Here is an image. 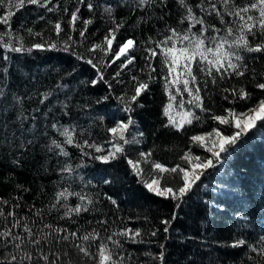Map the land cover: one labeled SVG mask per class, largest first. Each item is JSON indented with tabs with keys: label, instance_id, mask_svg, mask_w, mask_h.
<instances>
[{
	"label": "trees",
	"instance_id": "obj_1",
	"mask_svg": "<svg viewBox=\"0 0 264 264\" xmlns=\"http://www.w3.org/2000/svg\"><path fill=\"white\" fill-rule=\"evenodd\" d=\"M15 2L12 0L15 14L11 32L14 37L23 38L25 47L42 42L41 37L29 35L27 28L42 33L43 40L56 41V33L49 21L61 19L64 32L60 41L71 35L77 42L74 45L77 53L99 59L102 53H89L87 49L103 40L108 29L114 27L115 20L124 25L117 33V40L123 42L132 38L137 42L132 52L136 60L123 71L119 78L122 83H117L113 75L120 70V61L103 70L104 80H99L95 69L68 52L34 50L31 53H5L0 49V201L8 202L0 203V209L5 212V216H0V228L11 224L12 217L6 213L14 211L17 218H25L24 223L32 226L34 232L43 229L45 224L66 229L68 233L76 232L78 237L95 229L106 242L107 236L113 232L125 228L139 229L142 233L140 243L133 244L124 237H117L122 247L114 250L124 257V264H264V256L252 251L253 247H264L260 240L264 236V121H258L257 127L243 134L226 154H222L220 162L206 170L198 186L179 202V206L177 201L157 196L144 187L123 156L102 164L84 154L95 155L93 149L75 146L88 141L107 149L110 147L106 143L110 138L107 129L114 126V121L131 115L135 121L131 133L137 134L139 143L126 145V155L129 159L138 160L141 152L152 153L149 163H141L146 178L151 172V162H159L168 168L183 165L181 157L189 149L194 155L210 157V153L193 144L190 137L211 132L213 128H219L225 134L236 130L219 125L209 117L227 115L224 109L228 108L243 112L264 98V91L255 86L264 82V54L242 51L241 70L244 75L217 76L216 83L196 68L197 86L201 88L204 107L209 111L192 108L200 120H194L191 125L177 131L174 127L165 126L168 117L163 109L168 104V96L162 77L167 74V69L162 57L152 61L156 68L152 73L154 79L149 83V90L132 106L131 113L122 111L123 105L117 97L132 94L133 75L147 79L145 48L163 39L171 27L187 28L186 21L180 23L186 9L179 0H163V3L151 0L144 7L138 6L139 0H88L95 5L92 12L86 5H79L82 19L93 21L84 40H81L79 31L72 32L67 24L70 16L63 12L64 8L74 10L78 0H52L53 12L35 5H26L17 11ZM185 2L200 14L196 7L200 0ZM235 2L246 3L247 0ZM106 8L111 9V14ZM6 11L7 8H0V15ZM41 15L43 20L39 18ZM206 18L222 27L214 16ZM77 28L82 29L83 24L78 23ZM197 29L199 25L194 31ZM6 30L5 25H0V32ZM249 40L260 42L264 35L257 33ZM113 48L118 50V45L114 43ZM5 54L10 56L7 61L3 60ZM94 79L98 81L95 85L91 83ZM226 88H243L249 93V99L233 98L224 91ZM44 94H47V99L41 103ZM226 95L228 100L224 99ZM110 96L113 101L108 98ZM183 96L187 102V93ZM185 107L191 106L186 104ZM171 114L180 119L177 107L171 109ZM54 123L58 128L74 129L73 145L64 143L65 137L52 128ZM53 140L64 147L68 156L61 154ZM64 168L73 171L64 172ZM172 175L175 176L173 180L169 179ZM172 175L166 177L164 174L161 184L178 186L181 183L178 174ZM104 179L110 183H103ZM64 189L84 195L85 201L82 202L79 195H71L67 201L62 200L53 208L57 194ZM81 203L87 205V212L61 218L65 212L61 205L75 208ZM17 204L19 207H15ZM174 214L176 218L172 219ZM165 219L172 221L167 233L161 223ZM15 231L24 234L22 228ZM152 231L157 235L152 236ZM64 234L67 233H61ZM52 239L53 243L43 245L44 251L59 253L62 264H94L73 246L79 243L87 247L88 242L81 239L56 242L59 237L55 233ZM238 240H244L245 245L232 247ZM100 243V240L90 242L93 254ZM161 252L164 254L162 260Z\"/></svg>",
	"mask_w": 264,
	"mask_h": 264
},
{
	"label": "snow or ice",
	"instance_id": "obj_2",
	"mask_svg": "<svg viewBox=\"0 0 264 264\" xmlns=\"http://www.w3.org/2000/svg\"><path fill=\"white\" fill-rule=\"evenodd\" d=\"M151 0H139V7H144L150 3ZM163 3V0H160ZM180 5L186 9V13L182 16L180 23L187 22V28L180 30L176 27H171L165 34L164 38L153 43L152 47L145 48L147 53L145 56L147 79H141L135 75L132 76L133 92L132 94H125L118 96L117 99L123 105L122 111L124 113H131L132 106L137 104L139 98L143 93L149 90V83L154 79L152 73L156 72L152 61L158 56L162 57L164 67L167 69V74L163 76L165 93L168 96V104L164 106V115L168 117V124L166 127H174L177 131L184 128L185 125H191L193 121H199L200 117L196 115L192 108H198L201 112L209 111L204 107V102L201 97V88L198 87V79L195 74V69L203 72L207 77L212 78V82L216 83V77L223 78L226 75L243 76L241 61L244 57L241 55L242 51L247 53H262L264 54V40L260 42H250L249 37H256L257 33L264 35V0H247L246 3H236L235 0H200V4L196 5L199 9V15L189 6L185 0H179ZM26 5H35L39 8L45 9L47 12H53L54 6L52 0H16L15 9L17 11L23 9ZM79 5H86L89 12H92L95 5L88 0H78V6L74 10L64 8L63 12L70 16L67 24L72 32L79 31L81 40L86 39V33L89 30V25L93 23L92 19H82L81 8ZM12 0H0V8H7L4 15H0V25H5L8 30L0 32V49L5 53H31L34 50L39 51H55L60 50L68 52L75 56L76 59L83 61L96 70L99 80H104V71L112 67L117 61H120L119 71L113 75V79L117 83H122L119 79L123 71L135 63L136 57L132 55L137 42L132 39H124L123 42L117 40V33L124 26L123 22H116L113 20L114 27L108 29L100 43H93L87 51L89 53H102V57L97 59L95 56L89 58L83 54L77 53L74 45L77 43L73 40L71 35L67 36L66 40L60 41L61 33L64 32L62 27V20L49 21L56 33L57 40L49 41L43 40L42 33L34 32L32 28H27L29 35L34 37H41L42 42L32 43L30 47H25L22 37H14L11 32V22L14 12L12 11ZM106 11L111 14V9L106 8ZM206 14V15H205ZM215 17L219 20L222 27H217L215 23L208 22L206 17ZM228 17L229 19H226ZM41 20L44 16L39 17ZM78 23L83 24V28H77ZM199 25V29L196 26ZM118 45V50H114L113 45ZM10 56L5 54L3 60L7 61ZM5 71H7L5 69ZM142 72L145 69H141ZM98 81L92 80L91 83L95 85ZM182 86V87H181ZM256 88L264 91V82L256 83ZM111 89V84L108 85ZM175 89V92L172 90ZM233 98L239 100L249 99V93L243 88L241 89H224ZM187 93L189 99L184 100L183 94ZM2 94V92H0ZM179 97V100L177 98ZM47 99V94H44L43 103ZM107 99V97H104ZM225 100L229 96L224 97ZM230 103L232 101H229ZM99 103V101H98ZM191 107L187 108L185 105ZM179 109L180 119L177 120L171 114L173 107ZM227 115H211L209 118L219 125L234 127L236 130L231 134H225L219 128H213L211 132L197 134L190 137L193 144H197L206 152L210 153V157H201L194 155L189 149L181 157L182 164H176L174 167L168 168L159 162H151V172L145 175V170L141 167V163H149L152 153L141 152L140 159L132 160L126 155L125 146L132 143H139L136 139V133H131V128L135 124L131 115L114 121V126L109 127L107 132L110 138L107 144L110 145L107 149L104 146L94 143L84 142V145H75L77 147H87L94 150L96 153H84L90 155L92 159L99 161L102 164H108L111 161L119 159L123 156L133 173L141 180L150 192L155 195L171 199L179 202L187 198L193 191L194 187L198 186L201 177L206 173V170L213 168L220 162L222 154H226L230 147L235 145L240 137L247 133L250 129L257 127L258 121H264V98L258 100L255 106L249 108L246 112H237L233 108L224 109ZM34 119V117H33ZM103 119V118H101ZM52 128L56 129L60 135L65 137V144L73 145L75 143L73 132L71 128H58L57 124H52ZM131 134V139H129ZM138 135L142 136L143 133ZM55 147L60 149L64 156H68V152L64 150L61 144H57L55 140L52 141ZM64 172L71 173V168L62 169ZM165 173L178 174L180 183L178 186H166L161 184V179ZM103 183L108 184L110 181L104 179ZM71 195H79V199L83 202L86 197L77 193L69 192L64 189L57 194L56 203L52 205L57 207L60 201H67ZM111 199V197H109ZM0 203L7 204V201H0ZM91 200H88V204ZM116 204L115 200H112ZM65 208L64 217H71L72 215H79L81 212H87L89 209L86 204L81 203L75 208L68 207L66 204L61 205ZM19 207V204L15 205ZM39 215V212L36 213ZM8 217H12L10 225H5L0 228V264H62V257L59 253L45 252L43 245L53 243L52 234L55 233L59 237V241H68L70 239H81L88 242L89 246L85 244H74L73 246L82 253L85 257H89L94 261V264H124V257L115 252L114 249L121 248L122 244L117 237H124L131 243H140L142 235L139 229L133 230L125 228L118 232H113L107 236L106 242L100 234L94 229L92 232L78 237L76 232L68 233L66 229L54 228L51 224L43 225V229H50V232H44L41 229L38 232L33 231V227L28 223H24L25 218H17L14 211L6 213ZM0 216H5L3 209H0ZM175 214L172 219H175ZM101 223H105L101 221ZM165 225L163 231H169L171 220H162ZM22 228L23 235L15 229ZM61 233H67L61 235ZM152 236H156L157 232L152 231ZM100 240L98 250L95 254L90 251V242ZM264 244V236L260 238ZM244 240L236 241L232 247H240L245 245ZM109 244L112 247H109ZM163 247V246H161ZM252 251L259 252L264 256V247L252 248ZM160 259H163V252L159 254Z\"/></svg>",
	"mask_w": 264,
	"mask_h": 264
},
{
	"label": "bare ground",
	"instance_id": "obj_3",
	"mask_svg": "<svg viewBox=\"0 0 264 264\" xmlns=\"http://www.w3.org/2000/svg\"><path fill=\"white\" fill-rule=\"evenodd\" d=\"M128 39V38H127ZM2 74V73H1ZM1 77V76H0ZM96 77H98L97 75H96ZM133 91L131 90V93H132ZM108 98H110V100L111 101H113V97L112 96H110V97H108ZM256 104H254L253 106H255ZM253 106H250V107H248L246 110H244L243 112H246L249 108H251V107H253ZM233 109H235V108H233ZM237 112H239V110H237V109H235ZM181 183H182V181H181ZM167 186H170V185H167Z\"/></svg>",
	"mask_w": 264,
	"mask_h": 264
},
{
	"label": "rangeland",
	"instance_id": "obj_4",
	"mask_svg": "<svg viewBox=\"0 0 264 264\" xmlns=\"http://www.w3.org/2000/svg\"><path fill=\"white\" fill-rule=\"evenodd\" d=\"M165 174H166V177H169L170 175H172L171 173H165ZM176 175H177V174H176ZM178 176H179V175H178ZM173 177H175V176L172 175V176H170L169 179H172V180H173V179H174Z\"/></svg>",
	"mask_w": 264,
	"mask_h": 264
}]
</instances>
